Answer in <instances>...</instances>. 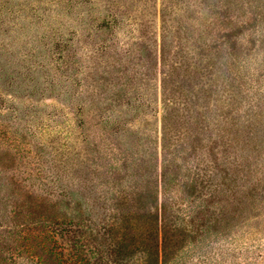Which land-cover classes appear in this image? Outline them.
Wrapping results in <instances>:
<instances>
[{
  "label": "trees",
  "instance_id": "16d2710c",
  "mask_svg": "<svg viewBox=\"0 0 264 264\" xmlns=\"http://www.w3.org/2000/svg\"><path fill=\"white\" fill-rule=\"evenodd\" d=\"M159 19L157 38L134 53L155 60L141 75L159 78L160 97L143 102L132 80V147L116 141L99 93L86 117L77 103L82 134L70 141L0 109V264H176L258 216L264 90L248 58L264 46V0H160Z\"/></svg>",
  "mask_w": 264,
  "mask_h": 264
},
{
  "label": "rangeland",
  "instance_id": "374dc122",
  "mask_svg": "<svg viewBox=\"0 0 264 264\" xmlns=\"http://www.w3.org/2000/svg\"><path fill=\"white\" fill-rule=\"evenodd\" d=\"M112 1L0 0V109L7 110L6 117L44 131L45 137L64 132L70 141L71 135L82 134L77 103H83L86 117L92 93H99L96 105L119 127L116 141L122 149L125 141L132 147V80L143 102L160 97L159 78L141 75L155 71V60L140 65L134 57L142 39L150 44L159 35L160 0H120L110 7ZM106 17H113L111 29H99ZM261 49L248 62L250 74L259 78L255 88L264 90ZM252 156L230 155L241 161ZM254 164L264 173V151ZM256 214L224 237L209 235L186 248L176 264H264V200Z\"/></svg>",
  "mask_w": 264,
  "mask_h": 264
}]
</instances>
